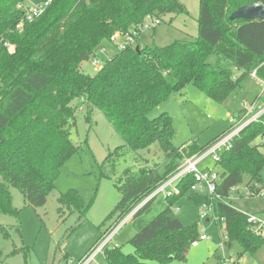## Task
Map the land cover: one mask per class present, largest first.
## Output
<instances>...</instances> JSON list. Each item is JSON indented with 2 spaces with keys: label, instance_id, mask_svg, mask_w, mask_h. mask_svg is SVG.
Here are the masks:
<instances>
[{
  "label": "trees",
  "instance_id": "trees-1",
  "mask_svg": "<svg viewBox=\"0 0 264 264\" xmlns=\"http://www.w3.org/2000/svg\"><path fill=\"white\" fill-rule=\"evenodd\" d=\"M264 0H199L198 35L190 41L175 40L167 45H127L108 54L105 41L126 33L147 16L187 12L182 0H52L33 20L26 18L27 0H0V212L18 216L10 188L16 187L28 204L43 206L64 164L81 148L72 138L76 113L93 110L103 113L124 143L109 151L99 164L102 176L114 177L121 199L108 215L110 225L98 243L133 213L128 222L135 230L129 242L134 253L108 243L106 264L167 263L185 258L189 245L199 237L196 224L185 226L173 206L189 195L198 206L214 202L197 193L188 194L194 175L177 183V192L159 193L147 199L178 168L184 156L203 151L197 140L174 146L176 129L171 115L149 113L171 93L192 82L207 97L224 102L253 72L264 80V19H230L238 8ZM23 22L21 30L17 25ZM140 44V52L136 46ZM217 57V66L209 58ZM99 56L100 69L94 74L81 67ZM226 61L241 73L222 67ZM264 100V96H263ZM82 104L85 105L83 108ZM264 114L233 140L216 163L223 169L218 193L229 198L231 189L244 182L262 183L264 167ZM158 144L167 163L160 173L155 166L142 164L126 168L117 176V160L134 151L149 150ZM138 158V157H137ZM59 212L79 211L85 202L76 189L60 195ZM224 218L225 243L237 242L239 255H256L264 249V235L254 233L246 213L227 201L216 203ZM23 238L21 226L18 228ZM0 233L9 237L0 224Z\"/></svg>",
  "mask_w": 264,
  "mask_h": 264
},
{
  "label": "rangeland",
  "instance_id": "rangeland-1",
  "mask_svg": "<svg viewBox=\"0 0 264 264\" xmlns=\"http://www.w3.org/2000/svg\"><path fill=\"white\" fill-rule=\"evenodd\" d=\"M43 1L27 0V4L33 6ZM182 2L187 7L186 13L166 14L156 28L142 32L140 44L143 47L164 46L175 40L190 41L197 37L199 0ZM104 46L108 48V54L101 55L104 59L119 49L110 41H105ZM209 62L217 66V57L212 55ZM81 67L88 73H95L89 61L82 62ZM222 67L232 69L235 76L241 73L229 61L224 62ZM253 73L256 75V72ZM253 73L251 75L259 79ZM260 86H263L260 81L249 76L224 102H216L192 82H188L154 108L149 117H156L163 111L171 115L176 129L172 140L174 146L180 147L194 140L204 145L231 127L229 116L236 115L244 104H257L255 113H259V120L264 114V90L256 99ZM250 124L237 125L235 128L241 127L240 130H243ZM72 138L81 144V148L62 167L45 205H30L19 189L13 186L10 188L13 205L20 211L18 216L0 212V224L7 227L10 234L6 237L0 233V264H76L97 246L101 232L110 225L107 217L120 201L121 193L115 186L114 177L102 176L99 164H102L109 151L124 141L97 109L93 110L90 121L86 120V110L80 109L76 113ZM262 138L258 137L257 140ZM144 163L156 165L160 173L164 172L167 160L158 144H153L149 150L131 151L121 156L116 163L117 176L128 167L137 170ZM201 167H210L222 176L223 169L210 159ZM261 177L264 183V167ZM251 185L249 178L245 177L241 189L232 191L226 201L246 214L258 212L255 214L264 221V199L246 194ZM70 189H76L83 197L84 214L79 211L69 213L68 209H65V213L59 212L58 198ZM173 211L185 226L196 224L198 233H204L209 238L200 241L198 246L189 245L183 259L174 258L167 263L149 260L148 264H220L223 257H235L240 264H264V249L256 255L259 261L250 253L239 255L242 247L237 242L225 243L223 227L215 224L210 215L209 218L201 219L203 208L192 201L189 195L182 196L173 206ZM130 215L120 220L105 236L109 238L114 234L110 243L121 246L126 254L134 253L135 250L129 242L135 233L127 221ZM19 226L23 238L17 229ZM97 259L106 264L105 254H99Z\"/></svg>",
  "mask_w": 264,
  "mask_h": 264
},
{
  "label": "built area",
  "instance_id": "built-area-1",
  "mask_svg": "<svg viewBox=\"0 0 264 264\" xmlns=\"http://www.w3.org/2000/svg\"><path fill=\"white\" fill-rule=\"evenodd\" d=\"M52 0H44L43 2L37 5H28L26 10V18L28 20L34 19L37 16L41 15L46 8L49 6ZM161 23L159 18L153 16H147L145 21L141 24H138L131 28L130 31L126 33L117 32L112 38L111 42L116 44L120 48H125L127 45H135L137 43V39L145 30H150L156 28ZM24 26V23L21 22L17 25V29L21 30ZM94 72H97L101 65L102 59L99 56H96L91 61ZM254 76L255 73H253ZM261 84H263L264 90V80L258 79ZM257 104H245L243 112L240 115H230L229 120L231 122V127L216 138L207 148L203 151L196 153L191 156H184L177 170L167 179L165 180L149 197H153L159 193H172L177 192V183L180 179H182L187 174L194 175V183L191 185L189 192L197 193L199 195H204L210 197L214 202H204L201 204V208L203 211L200 213V218H209L210 215L215 224L220 226V223L224 220L221 217L216 209V203L220 200L226 201L227 198H223L218 193L219 185L222 181L221 174L216 170L210 167L202 168L201 165L207 159H210L215 162V164L220 160V156L222 152L227 151L232 148L233 140L235 137L241 132V127L235 128L237 125H247L254 121H257L259 117V113H255L257 109ZM240 185H237L231 189L232 191H238ZM246 194L248 196H254L264 199V185L256 183L252 185L251 188L246 190ZM147 199V200H148ZM147 200L143 201L145 203ZM134 213V212H133ZM129 216L128 220L131 218L132 214ZM248 223L250 225L251 230L259 235H264V221L259 218L255 213L247 214ZM127 220V221H128ZM126 221V222H127ZM114 234L109 238H105L100 241L95 248H93L86 256H84L80 261L76 264H103L98 261L99 254H105V247L108 243H110V239H112ZM209 237L206 234H200L199 237L192 242V246H198L200 241L206 240ZM226 238V236H225ZM221 264H240V261L235 257H223L221 260Z\"/></svg>",
  "mask_w": 264,
  "mask_h": 264
},
{
  "label": "water",
  "instance_id": "water-1",
  "mask_svg": "<svg viewBox=\"0 0 264 264\" xmlns=\"http://www.w3.org/2000/svg\"><path fill=\"white\" fill-rule=\"evenodd\" d=\"M230 19H264V6L259 2H254L249 5H245L236 11H233L230 15ZM136 51L140 52V46H136Z\"/></svg>",
  "mask_w": 264,
  "mask_h": 264
},
{
  "label": "crops",
  "instance_id": "crops-1",
  "mask_svg": "<svg viewBox=\"0 0 264 264\" xmlns=\"http://www.w3.org/2000/svg\"><path fill=\"white\" fill-rule=\"evenodd\" d=\"M30 5V4H29ZM141 39H142V37H141V35L139 36V38L137 39V42L138 43H140L141 42ZM139 46H140V44H138ZM142 45V44H141ZM251 78H253L254 80H258V79H256L255 77H253L252 75L250 76ZM258 82H259V80H258ZM260 85V84H259ZM261 87V89L259 90V92H258V95H257V97H256V99L261 95V92H262V90H263V87L262 86H260ZM253 103V102H252ZM245 105V104H244ZM244 105L242 106V108L240 109V111L236 114V115H240L242 112H243V109H244ZM263 139V138H262ZM257 142L258 143H262V142H264V139L263 140H257ZM205 166H208L207 164L205 165ZM252 185H255L256 184V182H250ZM254 183V184H253ZM259 184H261V185H264V183L262 182V183H259ZM251 185V186H252ZM262 211H264V208L262 209ZM255 213H258V212H255ZM256 255H258V253L256 254ZM256 255H253L254 256V258L256 259V260H258V258H257V256ZM244 256V255H243ZM259 261V260H258ZM220 263V262H219ZM221 264V263H220Z\"/></svg>",
  "mask_w": 264,
  "mask_h": 264
}]
</instances>
